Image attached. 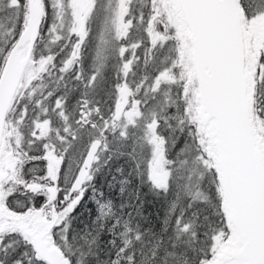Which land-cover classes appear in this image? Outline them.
Instances as JSON below:
<instances>
[{"label":"snow or ice","instance_id":"snow-or-ice-1","mask_svg":"<svg viewBox=\"0 0 264 264\" xmlns=\"http://www.w3.org/2000/svg\"><path fill=\"white\" fill-rule=\"evenodd\" d=\"M0 29V264H81L69 221L137 126L155 189L195 179L167 256L264 264V0H0Z\"/></svg>","mask_w":264,"mask_h":264},{"label":"trees","instance_id":"trees-1","mask_svg":"<svg viewBox=\"0 0 264 264\" xmlns=\"http://www.w3.org/2000/svg\"><path fill=\"white\" fill-rule=\"evenodd\" d=\"M96 27L93 22V35ZM3 32L0 29V43L6 39ZM108 144V151L101 152L99 163L94 165V179L85 193L83 207L69 221L68 246L81 264H113L117 259L127 264L117 254L130 240L127 251L134 254L135 264H154V251L168 264H175L173 257L167 256L178 251L170 239L174 235L171 222L181 213L191 218L193 209L188 204L190 193L195 192V179L189 180L187 170L177 163L168 190H157L148 179L150 151L144 135L131 130L127 139L118 133L109 134ZM176 151L171 150L170 158ZM137 235L140 240H136ZM155 264H165V260Z\"/></svg>","mask_w":264,"mask_h":264},{"label":"rangeland","instance_id":"rangeland-1","mask_svg":"<svg viewBox=\"0 0 264 264\" xmlns=\"http://www.w3.org/2000/svg\"><path fill=\"white\" fill-rule=\"evenodd\" d=\"M107 2V0H105V3ZM50 16L52 15V10L50 9ZM51 18V17H50ZM51 21V19H50ZM51 23V22H50ZM92 28H93V25H92ZM93 30V29H92ZM131 130V132H134V133H137V134H140V135H143V129H142V126H137L136 128H129L127 131ZM133 139V138H132ZM134 142L137 141V137L135 139H133ZM132 142V141H131Z\"/></svg>","mask_w":264,"mask_h":264}]
</instances>
